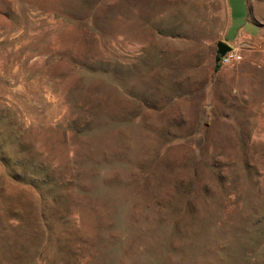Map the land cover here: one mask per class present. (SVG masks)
<instances>
[{
  "label": "rangeland",
  "instance_id": "rangeland-1",
  "mask_svg": "<svg viewBox=\"0 0 264 264\" xmlns=\"http://www.w3.org/2000/svg\"><path fill=\"white\" fill-rule=\"evenodd\" d=\"M248 2L227 0V36L256 31L247 16L260 35L217 68L204 29L225 0H0V114L20 139L0 161V264H264Z\"/></svg>",
  "mask_w": 264,
  "mask_h": 264
},
{
  "label": "crops",
  "instance_id": "crops-1",
  "mask_svg": "<svg viewBox=\"0 0 264 264\" xmlns=\"http://www.w3.org/2000/svg\"><path fill=\"white\" fill-rule=\"evenodd\" d=\"M243 2H246L249 6L248 0H243ZM230 6H228L227 0H225V11H226V17H225V24L223 27H209L208 29H204V31L209 32V36L211 35L213 37V40H210L209 42L216 43L218 40H225L228 43L234 45L235 47H238L240 49H243L245 46H250L253 42L256 41L257 37L260 35V27L259 24L255 23L249 16L247 18L252 21V25L256 27V31H244V29L238 30V32L232 37L229 38L227 36L228 28L230 25ZM190 18H186V24L188 27L191 26ZM226 27V28H224ZM201 28V27H199ZM208 36V37H209ZM229 38V39H228ZM208 40V38H207ZM245 65L249 66L250 61H245ZM238 77V76H237Z\"/></svg>",
  "mask_w": 264,
  "mask_h": 264
},
{
  "label": "trees",
  "instance_id": "trees-1",
  "mask_svg": "<svg viewBox=\"0 0 264 264\" xmlns=\"http://www.w3.org/2000/svg\"><path fill=\"white\" fill-rule=\"evenodd\" d=\"M216 60H217V68L222 64L221 63V57L220 56H216ZM5 114H0V161H2V163L4 164V166L7 168V170L11 169V160L13 161L12 158L13 155L12 153H10V149L8 147V145L6 144L7 142L11 141L15 144V142H20V139L13 134H10L8 131H4V124H5V119L6 116H4ZM4 126V127H3ZM14 140V141H13Z\"/></svg>",
  "mask_w": 264,
  "mask_h": 264
},
{
  "label": "built area",
  "instance_id": "built-area-1",
  "mask_svg": "<svg viewBox=\"0 0 264 264\" xmlns=\"http://www.w3.org/2000/svg\"><path fill=\"white\" fill-rule=\"evenodd\" d=\"M243 58H244V55L242 53V49L235 47V48H232V50L226 53L223 57H221V63L223 65L237 63L243 60Z\"/></svg>",
  "mask_w": 264,
  "mask_h": 264
},
{
  "label": "water",
  "instance_id": "water-1",
  "mask_svg": "<svg viewBox=\"0 0 264 264\" xmlns=\"http://www.w3.org/2000/svg\"><path fill=\"white\" fill-rule=\"evenodd\" d=\"M215 54L216 56H220L223 57L226 53H228L230 50H232V47L230 46V44L226 43L223 40H218L215 43Z\"/></svg>",
  "mask_w": 264,
  "mask_h": 264
}]
</instances>
